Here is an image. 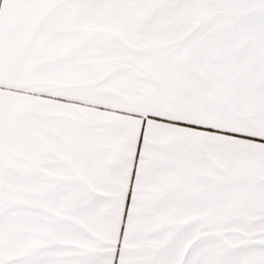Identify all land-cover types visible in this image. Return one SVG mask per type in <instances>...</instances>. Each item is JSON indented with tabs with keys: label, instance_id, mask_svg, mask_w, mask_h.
I'll list each match as a JSON object with an SVG mask.
<instances>
[{
	"label": "snow or ice",
	"instance_id": "6c2138e0",
	"mask_svg": "<svg viewBox=\"0 0 264 264\" xmlns=\"http://www.w3.org/2000/svg\"><path fill=\"white\" fill-rule=\"evenodd\" d=\"M0 264H264V0H0Z\"/></svg>",
	"mask_w": 264,
	"mask_h": 264
}]
</instances>
